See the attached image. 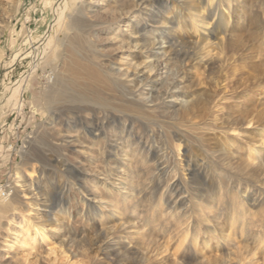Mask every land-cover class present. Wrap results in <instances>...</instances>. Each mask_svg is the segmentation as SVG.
<instances>
[{"label": "rangeland", "instance_id": "obj_1", "mask_svg": "<svg viewBox=\"0 0 264 264\" xmlns=\"http://www.w3.org/2000/svg\"><path fill=\"white\" fill-rule=\"evenodd\" d=\"M101 1L0 0V188L10 193L17 171L23 176L15 209L0 215V264H183V248L193 264H264V0H197L190 16L180 7L183 0H154L141 14L147 29L140 35L170 41L169 55L180 59L156 68L146 43L140 39L135 49L123 35L137 8L115 12L108 19L114 26L97 41L86 39L87 55L116 68L122 83L140 71L144 80L163 72L162 85L139 87L143 99L152 92L161 103L177 86L196 104L181 121L169 113L122 111L123 120L107 125L98 139L87 128L80 152L65 147L59 153L57 135L67 133L57 122L67 124L69 112L46 103L48 76L74 40L80 8L87 15L86 5L101 7ZM31 52L7 85L14 57ZM73 100L67 104L72 119L89 105ZM103 104L101 117L111 108ZM174 126L189 136L186 144L168 138ZM41 147L53 159L34 161ZM103 147L108 167L98 150ZM104 179L124 183L123 196L112 201L113 186ZM251 193L262 198L248 201Z\"/></svg>", "mask_w": 264, "mask_h": 264}, {"label": "bare ground", "instance_id": "obj_2", "mask_svg": "<svg viewBox=\"0 0 264 264\" xmlns=\"http://www.w3.org/2000/svg\"><path fill=\"white\" fill-rule=\"evenodd\" d=\"M196 1L197 0H183L180 4V7L183 9V11L184 10L187 11L189 13V16H190V14L193 15L194 11H192V9H193V5ZM101 2H102L101 7H100L99 3L98 4L93 3L92 5H86V6H88V14L87 15H85L83 12V9L80 8V10L78 11V14L80 16V20L75 21L73 24L75 26V28L73 29L74 30V36H75V37H73L74 40H72L69 44H67L65 46L66 53L59 57L61 59L62 65H60V67H56L54 69L55 71L53 72L54 74L52 73L50 76H48L49 78L47 77L49 79L48 85H50V87L46 91V94H45L46 103L48 104V106H52V107H53V105H60L61 104L62 109L65 108V110L69 112L68 114H66L67 118H68V122H69V120L73 121L72 123H70L71 126L68 124V122H67V124H64L63 122L58 121V119H61V116H60L61 113L60 114L58 113L59 115L55 114L56 120L55 119L54 120L56 122L58 121L57 122L58 124L61 123L62 126L64 125L65 127H64V129H62V132L64 131L63 133H65V134L67 133V135H61V134L57 135L56 134L59 137V140H61V137L63 139V140H61V144L56 142L58 145L57 147L55 146L57 148L56 151H59V153L60 152L62 153V150H65V147H66V149L71 148V149L75 150V152H77V153L80 152L79 150H77V147H79L81 144L84 143L82 141V139H84V137L86 136V133L90 134L89 131H91L93 136L96 139L100 138V136H103V132H102L103 129L106 128L107 125L112 124V122H114L115 120L117 122L123 120V118H124L123 116L126 115V114L124 115L123 112H126L128 110L135 113V114L137 113V114H141L143 116L148 111L155 113V114H159V113L167 114V113H169L171 118H173V117L176 118V119H173L174 121H179V120L181 121L182 118H184L189 113L191 108L196 104L195 99L194 100L190 99L191 98L190 95L182 94L185 92H182V89L180 90V88L177 87L176 85H175L176 87H174V90H173L174 92L173 93L171 92V95L167 94L168 96L165 97L162 100L163 102H161V103H156L154 98L152 100V97H153L152 92H151V96H150V94H146L148 97L146 96L147 98L143 99V98L139 97V95H138V92L140 91L139 87H142L143 86L142 84L144 82H145L144 85L147 87H155L154 84H156L157 81H159V82L161 81L158 84V86L162 85V83H163L162 79L163 78H161V77L163 76L162 75L163 72H161V73L158 72V74L155 77H151V78L148 77V78H146V80H144V78H145L144 77L145 76L144 71H140L134 75L129 76L128 77V79H129L128 83H122L121 81H119L120 74L116 68H114L113 66L108 65V64L99 65L87 55V53H86V47H87L86 41H88V40H86L87 38L88 39L90 38L89 40H92V41H97L98 37L100 38L99 35L101 33H103L107 27L111 28L112 26H114L115 23L114 22L108 23V19L111 16H113L115 12H117V11L123 12L124 10H132L133 8H137L136 11L134 10V12H132V14L134 13L133 15L130 13L132 15V18H131L132 24L130 26L129 32H126L125 34H123L128 39V43H131V44L136 43V44H132V47L136 49L140 45V39L143 40L146 43L143 46V49L147 48V51H146L147 57H150V56L153 57L152 61L155 64V65H153L155 68L158 66H162V65H163V67H166L168 65V62H172L174 60H175V62H178V63L180 61L179 56H176V57L173 56L172 57L171 55H169L170 52L167 51V48H168V44L170 41L167 40L164 42L162 40V41L155 43L151 40V42H149L150 38H148L146 36L147 35L149 36L150 34H147L146 36L140 35V33L142 31L147 29V26H140L141 25V20H140L141 14L145 10V8H148L154 2V0H102ZM202 2H203V0H202ZM134 3H135V5H133ZM229 9H231V8L229 7ZM97 14H101V16L97 17ZM203 15H202V25L205 24V22H206V20L204 19L205 15L204 16ZM197 16L198 15H196V16L194 15V17H197ZM194 17H193V20H194ZM60 22H61V17L58 18V20H57L58 24H60ZM226 23H227V21H226ZM171 25H172V23H171ZM219 25H220L219 23L215 24L214 30H217L219 28ZM228 29L226 28L225 33H226V35L229 36L230 32L228 31ZM162 32H163V34L166 35V32H172V31H170L169 28H165V29H163ZM138 35H140V37H137ZM167 39H169V38H167ZM122 40H124V37L121 35L120 38L117 39V41L122 42ZM179 40H181V42L182 41L184 42L185 40L188 41V39L181 37V36L179 37ZM51 42H52V36L49 35L46 38V46L50 45ZM43 45H45V43ZM58 51L59 50L57 49L56 54L54 55L55 56L54 60H56L58 58V57H56V55L58 54ZM31 54L33 55L32 52L31 53H25V54L23 53L24 56L20 57L18 54L14 57V61L12 60L13 62H11V64H10L12 67V70L10 72H8V74L6 75L7 85L11 81V76L15 73L16 69L14 67L18 63H23V61L28 59V57L30 58ZM3 58H4V52L2 50H0V60H2ZM16 75H21V74L18 72ZM19 82H22V81H19ZM178 82H177L178 84H181L182 80H180ZM73 99H75V100L78 99V100H81L82 102L83 101L89 102V105L84 104L85 107H82L81 110L79 109L78 111H80V113H77L76 117L73 116V119H72L69 117V115L70 114L73 115V113H72L73 106H67V104L71 103V105H73L74 104ZM110 99L115 100V103L113 106L110 105V101H111ZM70 100H71V102H70ZM101 103H105L103 105H107L106 108H110V106H111L110 109L105 110L106 113L103 112L104 114L102 117H101V113L99 112V108H97V107H101ZM108 105H109V107H108ZM48 108H50V107H48ZM75 109H76V107H75ZM88 112H89V114H88ZM62 114L64 115V113H62ZM160 116H161V114H160ZM58 124L55 125V127L58 126ZM161 124H163V122ZM160 127L161 126H159V128ZM175 127L176 126H174L172 129H174ZM87 128H88V130L89 129L90 130L88 131ZM71 134H76L78 136V138L74 139L72 137H68V135L70 136ZM188 137L189 136L185 135L183 132H181L175 128L172 131L171 136H169L168 138L171 140L172 143L177 142L179 144H182V143L186 144L189 140ZM148 138H150V137H148ZM156 139H158V138H156ZM42 142H41V144H44V142L43 143ZM45 142H47V140ZM46 145H47V143H46ZM40 146H42V145H40ZM42 147H41V150L39 149L40 153L37 151L38 149L34 150V152L32 154L33 160L37 161V162L40 161L42 163V162H44V159H45L44 156H50V155H51V159H53L52 151L51 150L46 151ZM105 148L106 147L99 148L98 150L100 151V155H102V158L105 160L104 162L107 163L106 166L108 167L109 161L106 159L107 151H105L106 150ZM174 148H175V151L177 154V152H179V150H180V146L174 145ZM187 149H188V151H190L189 145H188ZM137 151L140 152V150H137ZM63 152H65V151H63ZM59 160L60 159H58V158L55 159L56 162H60ZM122 160H124V159H122ZM61 162L64 163L66 161L61 160ZM127 162H130V161L127 160ZM127 162L126 163L124 162L126 166L129 165V163H127ZM143 163H144V166L147 165L148 160H143ZM260 163H261L260 164L261 167L262 166L264 167V162L260 161ZM177 164H179V163H177ZM116 168H118V167H116ZM120 168H121V166H120ZM22 177H23L22 171L18 170L16 173V178H15V182H16L15 186H13V188H11L10 190L8 189V191L10 193H11V191H14V192H12L13 195H11L10 193L6 194L5 193L6 190H4V187L0 188V215H5V214H7V213H9L15 209V203H18V200H17V195L16 196H14V195H15L16 187H18L17 183L20 182L19 180L22 179ZM108 180L104 179V182H105V184H109V185L113 186L111 188L112 190L109 191L110 192V198L112 199V201H113L114 197H117V196L122 197L123 191L125 189L123 187L124 183H117V182L115 183L114 182L115 184H112ZM121 185H122V187H121ZM246 194H247V192H246ZM259 196L254 195V193H251L249 199L247 198V200L248 201L254 200L256 202V201H258V199L262 198V197L259 198ZM8 197H11V198L9 199ZM220 200H221V198H220ZM109 201H107V202L109 203ZM91 202L95 203L94 198L91 199ZM118 205L119 204H117V206ZM167 207L169 209V207H170L169 204L167 205ZM165 211L166 210L162 211V213ZM24 221L29 227H31L28 224L27 219ZM179 241H181V240H179ZM182 243H184V242L182 241ZM189 251H190L189 249H185V248L182 249L180 259H181V262L183 264H193V262L190 260L189 255H188Z\"/></svg>", "mask_w": 264, "mask_h": 264}]
</instances>
